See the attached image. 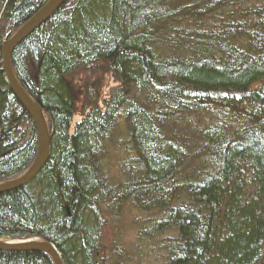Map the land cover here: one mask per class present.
Masks as SVG:
<instances>
[{
    "label": "trees",
    "instance_id": "16d2710c",
    "mask_svg": "<svg viewBox=\"0 0 264 264\" xmlns=\"http://www.w3.org/2000/svg\"><path fill=\"white\" fill-rule=\"evenodd\" d=\"M47 1L0 0V182L37 148L1 45ZM11 65L51 142L37 176L0 194V238L47 241L63 264H263L264 0H65ZM108 140L116 177L99 161ZM106 219L132 240L105 246ZM0 264L53 262L0 251Z\"/></svg>",
    "mask_w": 264,
    "mask_h": 264
},
{
    "label": "water",
    "instance_id": "95a60500",
    "mask_svg": "<svg viewBox=\"0 0 264 264\" xmlns=\"http://www.w3.org/2000/svg\"><path fill=\"white\" fill-rule=\"evenodd\" d=\"M64 2L65 0H48L8 39L2 42L1 62L5 83L33 122L37 134V148L32 162L23 172L12 179L0 182V194L28 185L37 176L49 158L51 136L47 119L40 106L17 80L11 65V56L16 46L36 28L46 22ZM0 251L12 253L38 252L47 255L53 264H63L61 255L54 245L36 238L17 241L0 238Z\"/></svg>",
    "mask_w": 264,
    "mask_h": 264
},
{
    "label": "rangeland",
    "instance_id": "374dc122",
    "mask_svg": "<svg viewBox=\"0 0 264 264\" xmlns=\"http://www.w3.org/2000/svg\"><path fill=\"white\" fill-rule=\"evenodd\" d=\"M96 71H97L96 69H93V70L91 69L87 71L88 73L86 71H83L82 73H78V75L75 77L73 82L76 87L77 93L79 94V97H81V95L83 94L85 83L89 80V78L98 77L96 76L98 72L96 74H93ZM112 85H113V80H111V78L108 75L106 76L102 75L101 85L96 91V105H98V103L99 105H102L101 99L108 97L109 88ZM76 90L74 91L76 92ZM82 102L83 100L80 99L79 102L76 104L75 119L73 122L79 121L81 118ZM114 133H115V128H114ZM118 159L119 157L115 150L114 145L110 144L109 140L106 141L105 146L102 148V151L100 154V160H99L101 162V167L104 170L105 175L109 177H112V176L116 177V175L118 176V173L120 170V166H119L120 160ZM115 225L116 224L113 221H110V219L108 220L106 219V224H105L106 229L104 230V233H103L104 234L103 243L105 246H110L112 248L113 246H117L114 244V242H116L117 235L124 236L128 242H130L133 238V229L131 227H128L129 222L125 223L124 226L128 227L125 229H122L120 227L114 229ZM263 264H264V260H263Z\"/></svg>",
    "mask_w": 264,
    "mask_h": 264
}]
</instances>
